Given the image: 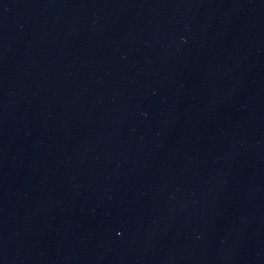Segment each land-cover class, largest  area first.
Wrapping results in <instances>:
<instances>
[{
  "label": "water",
  "instance_id": "obj_1",
  "mask_svg": "<svg viewBox=\"0 0 264 264\" xmlns=\"http://www.w3.org/2000/svg\"><path fill=\"white\" fill-rule=\"evenodd\" d=\"M0 264H264V0H0Z\"/></svg>",
  "mask_w": 264,
  "mask_h": 264
}]
</instances>
